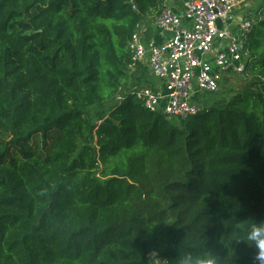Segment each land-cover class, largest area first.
I'll list each match as a JSON object with an SVG mask.
<instances>
[{
    "label": "trees",
    "instance_id": "1",
    "mask_svg": "<svg viewBox=\"0 0 264 264\" xmlns=\"http://www.w3.org/2000/svg\"><path fill=\"white\" fill-rule=\"evenodd\" d=\"M163 1L0 0V264H175L198 239L224 257L233 219L264 221V0L247 85L172 119L112 103L145 81L127 44Z\"/></svg>",
    "mask_w": 264,
    "mask_h": 264
},
{
    "label": "built area",
    "instance_id": "2",
    "mask_svg": "<svg viewBox=\"0 0 264 264\" xmlns=\"http://www.w3.org/2000/svg\"><path fill=\"white\" fill-rule=\"evenodd\" d=\"M171 1L149 17L155 29L170 33L165 42H145L140 27L128 40L132 65L145 67L153 80L129 94L148 112L188 118L202 113L201 97L217 92L227 73L244 74L254 20L245 12L247 0ZM126 95L115 102L123 103Z\"/></svg>",
    "mask_w": 264,
    "mask_h": 264
},
{
    "label": "clouds",
    "instance_id": "3",
    "mask_svg": "<svg viewBox=\"0 0 264 264\" xmlns=\"http://www.w3.org/2000/svg\"><path fill=\"white\" fill-rule=\"evenodd\" d=\"M247 222L245 225V222H239L235 219L231 221L235 236L229 244L230 250L224 257L203 251L204 241L198 239L196 248L181 252L175 264H231L234 255L231 251V245L236 241H243L249 248L254 249L256 264H264V221L249 220Z\"/></svg>",
    "mask_w": 264,
    "mask_h": 264
},
{
    "label": "rangeland",
    "instance_id": "4",
    "mask_svg": "<svg viewBox=\"0 0 264 264\" xmlns=\"http://www.w3.org/2000/svg\"><path fill=\"white\" fill-rule=\"evenodd\" d=\"M245 12L249 14L250 17L253 18V15L256 13L259 15V12L261 11L259 8H260V0H247L246 3H245ZM259 9V10H258ZM148 26H151V22H149L147 24ZM141 67V66H139ZM137 67H135L136 69ZM143 68V67H141ZM140 68V70L142 71V69ZM143 70H145V68H143ZM135 71V70H134ZM131 73V72H130ZM145 83L148 82V84L150 83H153L152 79L149 77L148 73H146V70H145ZM142 83L138 86H129V87H126V88H122L121 91L117 94H124L126 93L127 90L129 89H134V88H138V87H141V86H145L143 84L145 83ZM247 82L248 80L244 77V75L242 76H238V75H235L233 74L231 71L229 73H227V75L223 78V80L219 83V86H218V91L220 89L222 90H230L231 91V94H233L234 92L233 91H240V89H243L246 85H247ZM115 95V97L117 96ZM213 99V97H206L204 100H203V103L204 102H209ZM112 103L116 104L115 102V98L114 100L112 101ZM38 146L41 148V141L38 140ZM154 264H164V263H161L159 262L157 259H154Z\"/></svg>",
    "mask_w": 264,
    "mask_h": 264
},
{
    "label": "crops",
    "instance_id": "5",
    "mask_svg": "<svg viewBox=\"0 0 264 264\" xmlns=\"http://www.w3.org/2000/svg\"><path fill=\"white\" fill-rule=\"evenodd\" d=\"M173 1L174 0H172L171 2ZM144 29H145V33H144L145 42L153 41L154 43L161 44L165 42L166 39L169 38L170 36V33L160 32L157 29H155V27L152 25V21H151V26L144 24Z\"/></svg>",
    "mask_w": 264,
    "mask_h": 264
}]
</instances>
